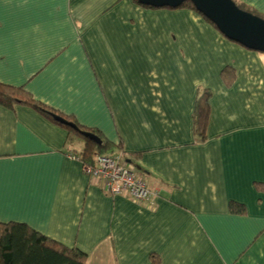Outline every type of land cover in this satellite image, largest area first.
Returning a JSON list of instances; mask_svg holds the SVG:
<instances>
[{"label": "crops", "instance_id": "obj_1", "mask_svg": "<svg viewBox=\"0 0 264 264\" xmlns=\"http://www.w3.org/2000/svg\"><path fill=\"white\" fill-rule=\"evenodd\" d=\"M236 1L264 14V0ZM0 81L119 144L156 192L109 196L69 157L80 139L0 105V221L76 247L89 264H151V254L264 264V52L188 7L0 0ZM201 86L211 91L203 141L192 130ZM230 201L246 212L230 213Z\"/></svg>", "mask_w": 264, "mask_h": 264}, {"label": "trees", "instance_id": "obj_2", "mask_svg": "<svg viewBox=\"0 0 264 264\" xmlns=\"http://www.w3.org/2000/svg\"><path fill=\"white\" fill-rule=\"evenodd\" d=\"M234 1L240 8L264 18L263 13L241 4L236 0ZM142 6L153 7L147 5ZM178 7H188L195 10L193 4L189 1L183 2ZM204 18L214 25L209 19L206 17ZM221 77L226 85H231L235 79V70L231 67H225L221 71ZM210 96V89L202 86L197 89L192 112V130L193 134L199 141H203L206 138V126L210 111ZM0 105L8 109H14L15 106L31 108L46 119L66 129L68 132V139L78 138L82 141L84 147L76 154H79L83 162L92 163L97 154H115L121 147L119 144H113L96 130L81 126L72 116L64 115L37 100L25 89L24 86L11 85L0 81ZM57 117L63 118L66 122L60 121ZM67 122L75 124L77 129L73 128ZM82 131L91 132L97 135L100 138V141H94L85 136ZM228 209L229 212L233 214H244L246 212L245 206L235 201H230ZM150 260L151 264H159V258L155 254L150 255ZM0 264L89 263L87 262V255L85 252L76 247L65 246L49 236L31 228L26 223L0 221Z\"/></svg>", "mask_w": 264, "mask_h": 264}, {"label": "water", "instance_id": "obj_3", "mask_svg": "<svg viewBox=\"0 0 264 264\" xmlns=\"http://www.w3.org/2000/svg\"><path fill=\"white\" fill-rule=\"evenodd\" d=\"M185 1L191 2L195 10L209 19L228 39L264 52V18L240 8L234 0H137L142 5L170 8H176ZM57 119L66 122L61 117ZM67 123L77 129L75 124ZM82 132L94 141H100L97 135Z\"/></svg>", "mask_w": 264, "mask_h": 264}, {"label": "built area", "instance_id": "obj_4", "mask_svg": "<svg viewBox=\"0 0 264 264\" xmlns=\"http://www.w3.org/2000/svg\"><path fill=\"white\" fill-rule=\"evenodd\" d=\"M69 157L79 161L90 178L100 180L109 196L126 193L137 202H147L156 194L148 188L135 164L122 150L112 155L97 154L92 163L83 162L76 153Z\"/></svg>", "mask_w": 264, "mask_h": 264}, {"label": "rangeland", "instance_id": "obj_5", "mask_svg": "<svg viewBox=\"0 0 264 264\" xmlns=\"http://www.w3.org/2000/svg\"><path fill=\"white\" fill-rule=\"evenodd\" d=\"M102 154H107V153H102Z\"/></svg>", "mask_w": 264, "mask_h": 264}]
</instances>
